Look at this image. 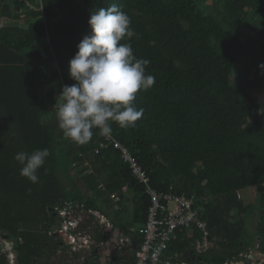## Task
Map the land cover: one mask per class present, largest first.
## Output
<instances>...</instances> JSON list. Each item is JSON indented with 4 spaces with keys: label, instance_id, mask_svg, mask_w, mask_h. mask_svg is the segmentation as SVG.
I'll return each instance as SVG.
<instances>
[{
    "label": "trees",
    "instance_id": "trees-1",
    "mask_svg": "<svg viewBox=\"0 0 264 264\" xmlns=\"http://www.w3.org/2000/svg\"><path fill=\"white\" fill-rule=\"evenodd\" d=\"M113 3L131 17L139 34L131 41L134 53L150 61L146 72L155 84L136 94L134 104L143 112L135 126L113 123L111 135L137 157L155 188L213 196L204 220L215 245L201 260L231 264L256 243L264 254V18L249 20L252 12L264 11V0H0L6 22L0 24V233L16 240L19 264H48L45 256L60 247L53 232L56 219L62 220L58 209L73 201L105 217L109 208L128 236L135 233L132 224L147 219L145 185L114 143L94 134L78 145L64 137L51 114L63 86L75 83L69 61L91 34V13ZM24 15L28 25L20 26ZM239 58L257 72L239 71L232 82ZM102 142L108 145L96 154ZM44 148L51 155L33 184L19 174L14 156ZM81 153L89 156L93 172L76 169L79 186L69 171ZM250 188L256 200L246 203L239 193ZM113 193L120 196L118 209ZM89 220L81 234L92 229ZM94 230L96 240L103 239L101 225ZM202 235L183 231L170 253L191 252ZM134 237L124 264H134L140 236ZM83 260L101 264L99 256ZM0 264H7L2 256Z\"/></svg>",
    "mask_w": 264,
    "mask_h": 264
},
{
    "label": "clouds",
    "instance_id": "clouds-1",
    "mask_svg": "<svg viewBox=\"0 0 264 264\" xmlns=\"http://www.w3.org/2000/svg\"><path fill=\"white\" fill-rule=\"evenodd\" d=\"M88 23L91 34L79 42L69 61L68 73L75 83L63 86L54 107L64 137L78 145L89 143L94 134L109 137L113 123L121 129L134 127L143 112L134 104L136 94L155 84V77L146 72L150 61L134 53L131 41L139 39V34L119 5L113 3L92 12ZM260 112L264 114V108ZM50 155L48 148L18 152L14 159L20 165L19 174L39 183L38 171ZM44 171L47 174L48 169ZM17 259L16 252L12 258L15 264Z\"/></svg>",
    "mask_w": 264,
    "mask_h": 264
},
{
    "label": "built area",
    "instance_id": "built-area-1",
    "mask_svg": "<svg viewBox=\"0 0 264 264\" xmlns=\"http://www.w3.org/2000/svg\"><path fill=\"white\" fill-rule=\"evenodd\" d=\"M28 5L31 6L30 3H28ZM106 138L111 140V142L114 143V147L121 151L123 161L129 164L134 177L145 185V193L150 197V206L145 223L141 226L131 228L140 236L138 240L139 246L134 251V264H196L197 262L207 264L201 259H196L194 263H191L187 258L191 256L192 253L197 256L207 253L215 245L214 240L210 236L208 223L204 220L206 207L212 202L213 196H197L196 194L188 196L187 194H179L175 192L173 187L167 191L155 188L151 184L150 177L137 157L121 142L115 140L112 135ZM107 145L108 144L102 142L100 148L95 150L96 154L100 153V149L105 148ZM79 156L81 160L74 162L73 167L77 166L80 169H85L84 173L93 172V164L89 156L82 153ZM100 188L105 189L103 183L100 185ZM241 194L242 193H239V197H241ZM111 198L116 202L115 208H120L118 203L120 201L119 194L113 193L111 194ZM85 209H88L86 203L81 201H73L65 208L58 209L63 220V224L61 225L62 231L59 233L64 239H69L68 243L73 246V251H79L77 247L83 245V242L85 243L84 247H88L91 240L89 236L85 237L84 235L81 244L76 245L75 236L80 239L83 235H81V233L74 235L70 232L71 229L84 223L82 217L70 219V215H72V212H77L79 210L85 211ZM97 212L98 211L94 209H90L91 214ZM105 218V216H102V219L107 221ZM195 229L201 230L203 235L193 242L192 253L179 251L170 253L172 243L182 237L183 231H186L188 236H193ZM53 232L57 233V230L55 229ZM124 232L120 237V244L123 248L133 251L135 233L128 236ZM258 246V243H256L251 248L243 250L239 253L238 258L232 261L231 264H245L247 263V259L259 263L255 260L257 255L253 252L254 248ZM259 254H261V257H264L263 253L260 252ZM10 261L9 264H15L14 260L11 259Z\"/></svg>",
    "mask_w": 264,
    "mask_h": 264
},
{
    "label": "rangeland",
    "instance_id": "rangeland-1",
    "mask_svg": "<svg viewBox=\"0 0 264 264\" xmlns=\"http://www.w3.org/2000/svg\"><path fill=\"white\" fill-rule=\"evenodd\" d=\"M261 17L264 18V11H262V10L258 11V12H252L251 17H250L249 20L260 19ZM1 19H0V24L1 25L6 24V22H2L1 23ZM27 20H28V17L26 15L22 16V18L17 21L18 25L27 26L28 25V21ZM11 23H15V21H11ZM239 71L242 74H244V75L256 74V72H257L254 68L252 69L248 64H246L245 61L242 58H239V60H237V62H236V71H235V73L232 76V79H231L232 82L236 81L237 73ZM259 75L262 78V80L264 81V73H259ZM52 111H53V109H52ZM51 114H52V117H53L54 116L53 114H56V112L51 113ZM76 169H80V168H78L77 166L71 167L69 173L72 176L74 175L73 176L74 180H77L78 184L80 186L81 182L79 181V179L76 177V174H75ZM64 180H66V179L64 178ZM69 186H71V185H69ZM256 196H257V192H256V189H254V188H250L249 190L246 189L241 194V197L244 199V201L246 203L254 202L256 200ZM90 197L93 198V195L90 196ZM98 203L100 205H102V200L100 199ZM129 209H131V207ZM101 210L104 211L105 209L102 208ZM106 210H107L106 213L108 214V217H111V216H109L110 215L109 214L110 209L106 208ZM89 214H91L90 213V209H85V211L84 210L83 211L79 210L77 212H72V215H70V219H72L74 217H82V219H84V223L85 224L86 223L88 224L87 220L90 219L89 220V225H90L91 228H97V226L99 224L100 225L103 224L104 219H102V216L98 212L97 213H93V214H95V216L91 217V218L89 217ZM257 215H258L257 212L253 213V215H252L253 219L249 221V226H250L251 229H253L255 227V218L257 217ZM125 216L128 218L130 215H129V213H127ZM137 226H138V224L134 223L130 227L135 228ZM53 227L56 228L57 232L61 231V225L58 224V220L57 219H56V222L54 223ZM88 229H89V227H86L84 230L86 232H88ZM68 231H69V229H68ZM70 232H72V231L70 230ZM81 235H83V236L80 237V239H77V243L78 244H81L84 235H85V237L88 236L87 233H82ZM59 238H60V241H61V240H63L64 237L60 235ZM67 240L69 241L68 238H67ZM14 241H15L14 238H12L10 236L7 237L6 234L0 233V257L1 256L4 257L8 264L11 262L10 260L13 258V255L16 253ZM84 244L85 243L83 242V245L77 247V248H79V251H73V246L70 245L69 251H73V254L68 253V250H66V248H63L64 253H58L55 256L51 257L50 259L47 258L48 256L46 255L45 258L48 260V264H84L83 257L81 259H78L77 255L79 254V255H82V256H84L86 258L90 257V251L92 250L91 248L93 247L94 242H92V240H90V243H89L88 247H84ZM11 250H13L14 253H10ZM131 252H132L131 250L126 252V255H125L124 258L122 256H119V259L115 262V264L116 263L118 264L119 262L122 263V264L126 263L128 261V258H129L128 256L131 255ZM253 252L256 254L258 252L257 248H254ZM260 259H261L260 257H256L255 260H257V262H259Z\"/></svg>",
    "mask_w": 264,
    "mask_h": 264
},
{
    "label": "flooded vegetation",
    "instance_id": "flooded-vegetation-1",
    "mask_svg": "<svg viewBox=\"0 0 264 264\" xmlns=\"http://www.w3.org/2000/svg\"><path fill=\"white\" fill-rule=\"evenodd\" d=\"M58 221H59L60 225L63 224V220H58ZM81 226L82 225L73 229L74 235L77 233H80L79 229ZM117 228H120L119 232H118ZM89 229H90V227H89ZM94 229L95 228H92L88 234L89 238L92 240V242H94V245L91 248L92 250L90 251V257L91 256H93V257L99 256V260H100L101 264H115V262L119 259V256H122L123 258L125 257L126 252H128L129 249L123 248V246L120 244V237L122 236V233L124 231V225L123 224L117 223L116 221H113L110 218H109V224L107 221H103V224H101V232L103 231L102 232V234H103L102 238L103 239H100V241L96 240ZM57 233H58V235H55V236L57 238H59L60 233L59 232H57ZM115 236H117L118 244L116 243L115 247L110 249L109 243L111 242L112 239H115ZM75 238H76L75 244L79 245L77 243V239H79V237L75 236ZM59 242H60V247L58 248L57 254L58 253H64L63 248H66V250H68V253L73 254V251H69V247L71 244L68 243V240L63 238V240H61V241L59 240ZM105 246H107V247H105ZM93 248H94V250H93ZM195 256H196L197 260L201 259L200 256H197L196 254H195ZM189 257L187 259L191 263H194L196 259L192 260ZM18 264H19V260H18ZM118 264H122V263L119 262Z\"/></svg>",
    "mask_w": 264,
    "mask_h": 264
},
{
    "label": "water",
    "instance_id": "water-1",
    "mask_svg": "<svg viewBox=\"0 0 264 264\" xmlns=\"http://www.w3.org/2000/svg\"><path fill=\"white\" fill-rule=\"evenodd\" d=\"M117 230L119 232L120 231V228H117ZM55 235H58V233H55ZM7 237H8V235H7ZM116 243L118 244L117 236H115V239H112L111 242L109 243L110 249L114 248ZM105 247H107V246H105ZM189 258H191L192 260H195L196 259V256H195V254L192 253ZM196 264H204V263L203 262H198ZM247 264H259V263H256V262H253L250 259H247Z\"/></svg>",
    "mask_w": 264,
    "mask_h": 264
},
{
    "label": "crops",
    "instance_id": "crops-1",
    "mask_svg": "<svg viewBox=\"0 0 264 264\" xmlns=\"http://www.w3.org/2000/svg\"><path fill=\"white\" fill-rule=\"evenodd\" d=\"M109 218H110L111 220L114 221V217H113V215H111V217H106L105 220L107 219L108 224H109ZM259 253H260L259 251L256 253L257 257H261V254H259ZM81 256H82V255H81ZM263 256H264V255H263ZM82 257H84V256H82ZM262 258H263V259H262ZM78 259H79V258H78ZM260 263L264 264V257H261V259H260V261H259V264H260Z\"/></svg>",
    "mask_w": 264,
    "mask_h": 264
}]
</instances>
